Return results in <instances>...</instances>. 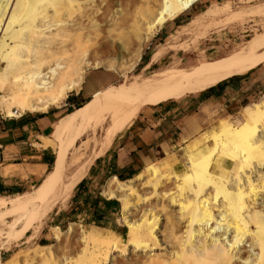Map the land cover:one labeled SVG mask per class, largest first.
Here are the masks:
<instances>
[{
	"label": "rangeland",
	"instance_id": "obj_1",
	"mask_svg": "<svg viewBox=\"0 0 264 264\" xmlns=\"http://www.w3.org/2000/svg\"><path fill=\"white\" fill-rule=\"evenodd\" d=\"M159 2L160 0H106L101 5V14L97 15L96 20L98 23L107 22V25L109 24L110 26L109 28L111 30L114 28L115 35L121 39L125 49L121 60L111 61L112 54L99 42L100 37L92 38L87 35L84 36V32L81 33L82 36L78 33L77 35L74 34L75 32H71L72 34H68V32L64 33L65 39H68L67 41L64 39L68 47L65 43L66 47L64 46V49H66L63 54H58L60 57H57L59 58V62L62 61V64L58 62L59 68H55L54 74L55 72H57L56 74H62L63 72L65 78L69 79L75 70L70 72L71 68L75 66V68H82L84 73L82 74L80 88L74 93L77 95L75 103L92 100L96 96L104 95V93L116 86H129L134 82L151 79L164 70L186 68L195 62L199 64L210 63L212 60L220 59L222 56L228 55L242 47L256 35L264 33V14L261 11L251 16L240 12L243 10L245 12L249 8L264 6V0H201L193 4L187 11L177 15L176 19L175 17L170 19L166 25L152 33L145 41H142L144 33L149 24L152 23L156 15L155 12H157V8L160 6ZM223 5L224 7L221 8ZM149 10L151 12H148ZM211 11L217 12L211 14L213 13ZM100 15L101 17L104 16L102 18L105 19L102 20ZM233 15L237 16L234 17ZM238 16L239 20H237ZM233 17L234 20L232 19ZM241 17L246 19H241ZM67 34L71 38H68ZM71 42L72 46H74L73 42H77V44L81 43L77 50L74 48L76 52L78 51L77 53L74 52L75 50L73 51ZM137 42L140 46L136 44ZM84 43H87L85 44L86 47ZM80 46H84L86 51L82 50L83 48H80ZM136 46H139L138 52H136L138 48ZM105 48L106 50L104 51ZM158 50H160L161 56L154 63L148 65L147 69H144V66L149 63L151 55ZM78 53L81 56L84 53L86 56L83 55L81 58ZM66 55L69 57L65 59ZM71 59L74 63L73 65L71 64L72 66H68L70 62L67 61H71ZM82 60L84 62L88 61V64L82 63ZM60 64L62 67H60ZM0 66L3 67V65ZM64 67H67V69ZM230 78H236L235 80H237L233 92L224 93L223 95L218 94L203 102L200 106H198V103L201 101V96L206 99L204 95L208 94L206 91L198 94L181 92H159L154 94L142 107H139L131 122L120 133L113 136L108 146L101 151L99 147L107 139L106 133L109 126V123L102 117L104 111L101 112L98 109L92 114L91 118L83 121L78 126V131H81V134L76 137L74 136L72 144L67 149L69 150L68 155H71L82 141L89 140L90 149L84 158L88 166L86 171L66 196H64L65 201L50 199V205L48 204L50 207L47 205L48 210H44L43 205L46 202V197L44 196L38 201V205H30L31 207H36L34 210L29 211L32 213L30 218L26 214L15 219L0 220V264L13 259L16 261L18 259L23 260L25 252H33L37 249L46 250L47 248L49 249H47L49 253H44L41 264H66L68 261L72 262V264H86L92 256L96 258L98 264H142L141 261L145 260V263L149 257H152L153 261L156 258L155 261H158L160 264L161 262L162 264H178V261L176 263L174 259L175 263H173L171 258L174 248L170 246L169 240L172 238L176 239L179 235L180 238L178 237L177 241L185 243L187 242L185 238H188L187 236L189 238L193 237L194 232L191 230L189 235L186 234L188 228L184 227L185 222L180 216L179 207L177 208L178 204L169 199V193L174 192L176 189L181 193L183 190L184 193L182 191V194L185 195L188 192L187 195L189 197L190 184L192 187L196 185L195 180L193 181L191 176H189L191 172V159L194 161L202 160L209 153L213 146L210 142L211 138L218 133L221 123L241 125L245 122L242 114L243 108L249 105L252 106V104H260L264 101V62L259 63L246 74ZM220 86L221 82L213 88L214 90L215 88L219 89ZM15 93V86L11 82H6L5 84L0 82V113L3 116H10L12 111L16 110L21 114L22 118H25V116H29L28 114L31 113L20 111L18 103L12 97ZM187 103L191 105L188 107ZM146 104L156 106H145ZM63 106L65 107L64 101L59 108H49L48 112H60L59 110ZM158 106L175 108L170 116V120L167 119L169 123L173 122V125L170 123L169 128V134L172 139L162 143L158 148H154L152 161L139 170L132 178L121 180L116 178L119 182H125L133 179L139 173L144 175L138 182L131 183L130 187L133 193L129 191L122 194L124 197L120 196L128 206V213L126 212L125 216H123L119 208L121 206L120 203L115 199L108 200L103 195L107 182L113 177L108 175V168L110 166L107 163V160L110 161L112 158L110 157L111 152L107 151L105 153V151L112 144L113 140L123 136L135 127L141 129L149 128L150 122L156 115H153L152 111ZM70 109L71 111L74 110L72 107ZM40 114L35 113L33 115L38 116ZM62 115L61 112L56 114L52 119L53 122L50 127L41 134L42 137L53 144L58 142L57 137L54 135V125L60 120ZM69 115L62 119H67ZM30 142L33 143L34 150L25 154L31 155V158L17 159L15 162L17 166L8 167L9 171H12V177L4 179L7 182L19 184L22 192L16 195H0L1 197H15L33 193L47 173H50L57 166H59V169L56 171L53 185H56L60 180L59 171L63 169L61 165L64 159L59 160V157L56 158L54 149H50L52 158L53 152L55 154L52 166L43 167V174L40 175L30 172V170H35V165L39 163L35 158L38 151L35 150L42 149L37 146V144L40 145L41 143L40 137L36 139L31 138ZM22 147L25 150L27 149L25 152H28L29 146L25 145ZM230 161L229 158L216 155L213 158L211 171L213 174L229 180L230 171H235L237 167L236 163L232 165ZM252 161L254 162H250L249 164L250 170L257 169L256 171L258 172L264 171V165H261V161ZM149 165L154 167L156 174L146 170V167ZM244 170V172H249L248 168H244ZM46 171L47 173L44 175ZM76 172L77 170L67 165L62 183L65 184ZM187 175L189 176V180ZM83 180L85 181L84 188L72 200L77 184ZM187 181L188 184L191 182L188 190L185 188V186H188ZM155 182L158 184L157 188L151 186ZM160 183L161 186H159ZM231 183L232 181L229 183L230 186H232ZM209 194L211 195L210 192ZM260 198H264V194H259L258 198L260 209H264V204H262L264 203V199ZM101 199L116 201L119 207L116 211L108 212L103 219V225L96 227L92 224L89 213L94 209L93 206H96V204L97 207L95 209L100 210V207H102ZM70 210H74L77 213L74 215L68 214ZM145 219L148 222L154 220L152 223H155L154 230L157 240L154 243L149 241L147 244H144L145 247H142L139 240L135 239L136 236L129 231V226L132 225L134 228V226L139 225ZM127 223L129 224L127 225ZM56 231L58 232L56 233ZM89 233H92V235L100 234L102 236L107 233L115 234L117 238L114 241L116 242L114 249L106 253L104 246H97L83 239ZM229 236L231 237V235ZM230 237H228V240L231 239ZM85 242L88 246L86 247L87 249L85 248ZM242 244H244L243 248L248 251L249 249L246 247L248 243ZM138 259L140 261H137ZM218 262L221 264L220 261Z\"/></svg>",
	"mask_w": 264,
	"mask_h": 264
},
{
	"label": "bare ground",
	"instance_id": "obj_2",
	"mask_svg": "<svg viewBox=\"0 0 264 264\" xmlns=\"http://www.w3.org/2000/svg\"><path fill=\"white\" fill-rule=\"evenodd\" d=\"M105 1L0 0V65H3V67L0 66V82L3 84L11 82L15 86L16 93L12 97L18 103L21 112L46 113L49 108H59L68 94L79 90L82 74L84 73L82 68L73 66L74 68H71L70 72L75 70L69 79L65 78L62 72L63 68L61 69L62 74H56L57 72H55L56 75L54 74L55 68H59V63L62 62H59L58 57L66 49H64L65 43L67 46L66 41L68 39H65L64 33L75 32L74 34L77 35V33L84 32V36L100 37L99 42L112 54L111 61L122 59L125 49L121 39L115 35L114 28L111 30L107 22H105L106 24L103 22L98 23L96 20L97 15L101 12L100 7ZM198 1L201 0H160V6L157 5L158 10L155 12L156 15L152 23L150 22L151 24H149L147 30L145 27L146 32L144 31L142 41H145L152 33L166 25L170 19L174 17L176 19L177 15L190 9ZM260 11L264 14V6L249 8L245 12L244 10L240 12L251 16L257 12L260 13ZM215 12L211 14H215ZM233 16L236 17L237 15ZM102 17L100 15V18ZM237 18L239 20V16ZM243 18L241 17V19ZM68 34L67 37L71 38ZM138 42L140 43V41ZM138 42L137 45H139ZM87 43H84L85 47ZM76 44L77 42H73L74 47L71 42L73 51L74 48L77 50L81 43L77 46ZM84 46H80V48L86 51ZM139 46H136L138 47L136 52H138ZM58 54L60 55L58 56ZM79 56L81 55L79 54ZM160 56V50L154 52L144 69H147L148 65L154 63ZM68 57L66 55L65 59ZM67 62H70L68 66H72L74 63L72 59ZM261 62H264V33L256 35L242 47L222 56L220 59L212 60L210 63L199 64L195 62L186 68L164 70L151 79L134 82L129 86L113 87L104 95L101 94L89 100L70 114L67 119L59 123L54 131V135L58 139L56 144L41 138L42 148L51 147L55 150L56 158L59 157V160L64 159L61 165L63 169L59 171L61 178L58 183L53 185L59 166L47 173L33 193L15 197H0V220L15 219L26 214L30 218L32 213L29 211L36 208L31 206L38 205V201L44 196L46 197L45 205H43L44 210H48L50 199L62 201L65 199L64 196L88 167L84 158L89 152L90 142L88 139L82 141L71 155H68L69 150L67 147L72 144L74 136L81 134V131H78V126L83 121L91 118L92 114L98 109L101 112L104 111L102 117L109 123L106 133L107 139L99 147L101 151L108 146L113 136L120 133L131 122L139 107H142L154 94L159 92L202 93L230 77L248 73ZM84 63L88 64V61ZM262 102L243 108L242 114L245 122L241 125L221 123L218 133L211 138L210 142L213 146L209 153L202 160L194 161L191 159L189 176L193 181L195 180L196 185L194 184L195 186L192 187L189 181L190 187L187 181L188 186H185L187 190L189 187L191 188L189 192L191 200L187 195L188 192L185 193L186 196L182 194L183 190L181 193L177 189L169 193V199L178 204L177 208L179 207L180 216L185 222L184 227L188 228L186 234L189 235L191 230L194 232V236L191 234L194 239L190 236L193 241L189 236L185 238V241H187H184L185 243H182V240V242L177 241L179 235L176 239L169 240L171 244L169 245L174 248V252L171 251V258L176 263L178 261V264H205L206 262L207 264H215V262L219 264L218 261H220L221 264H264V209H260L258 203L259 194H264V171L258 172L257 169L250 170L249 168L250 162H254L252 160L261 161V165H264V103ZM216 155L229 158L232 165L237 164L235 171H230L231 175L228 174L230 175L229 180L215 175L211 171L213 158ZM67 165L77 170V172L64 184L62 181ZM244 168H248L249 172H244L246 170ZM9 170H4L5 177L11 174L12 171ZM146 170L156 174V170L150 165L146 167ZM143 177L144 175L139 173L133 179L125 182H119L115 177H112L107 182L103 195L108 200H117L121 205L119 207L120 211L125 216L128 206L120 196L131 191V183H136ZM230 181H232V186L229 184ZM157 185V182H155L151 186L157 188ZM159 186H161V183ZM124 221L126 222V220ZM149 222L145 219L134 228L132 225L129 226V231L136 236L135 239L139 240L142 247H145L144 244L149 241L154 243L157 240L154 230L155 223ZM227 236L231 239L228 240ZM116 238L115 234L111 233L103 236L89 233L83 239L97 246H104L107 253L109 250L114 249ZM188 239L191 241H188ZM244 241L248 243V246H246L249 249L248 251L243 248L244 244L242 243H245ZM86 247H88L87 244ZM47 249L25 252L23 260L18 259L16 261L13 259L1 264H41L44 253H49V249ZM250 252L253 253H251L253 257ZM151 258H147V263H144V259L141 263L160 264L155 261L156 258H154V261ZM174 260L173 263H175ZM66 264H72V262L68 261ZM86 264H98V261L92 256Z\"/></svg>",
	"mask_w": 264,
	"mask_h": 264
},
{
	"label": "crops",
	"instance_id": "obj_3",
	"mask_svg": "<svg viewBox=\"0 0 264 264\" xmlns=\"http://www.w3.org/2000/svg\"><path fill=\"white\" fill-rule=\"evenodd\" d=\"M235 79L236 78H230L225 80L223 83L221 82L219 89L215 88L214 90V88H212L210 94H204L206 99L201 96V101L198 103V106H200V104L203 102L213 98L214 96H217L218 94L223 95L224 93L227 94L233 92L234 85H236L237 81ZM68 96L71 97V99H75L77 95L70 93ZM186 105L189 107L191 104L187 103ZM145 106L156 105L146 104ZM174 110L175 108H171L170 106H158L152 111V114L156 115L150 122L151 124L149 128L141 129L135 127L123 136L113 140L112 144H110L109 148L105 151V153L107 151L111 152L110 157H112L110 161L107 160V163L110 166L108 168V175H110V177L113 176L117 178L118 176L121 179L132 178L139 170L143 169L152 161L154 148L156 149L162 143L172 139L169 134V128L170 123L173 125V122L169 123L167 119L170 120V116ZM73 111L62 115L60 120L55 123L54 131L57 129L59 123L63 120L62 118L71 114ZM58 113L60 112L47 111L45 114H40L38 116L28 114L29 116H25V118L20 116L18 119L0 117V186L10 189L12 192L10 195H16L22 192V190L19 188V184H13L10 181L7 182L4 180L6 178L8 179L12 177L11 174H9L8 177H5L3 174L4 170L8 169V167L17 166L15 163L17 159H24L27 157L31 158V155L25 154L34 150L33 143L30 142V139H36L39 137L40 139L44 138L41 135L42 132L50 127L53 122L52 119ZM188 120L190 121V119ZM25 145L27 147L29 146L28 152H25L27 149L25 150L22 147ZM37 145L39 146V144ZM41 145L42 143L39 147H41ZM50 149L52 148L46 147L42 148L41 150H35L38 151L35 155V158L39 163L35 165V170H30L32 174H43V167L48 166V162L52 157ZM53 157L55 158L54 152ZM47 171L44 173V175L47 173ZM19 190L20 192L17 193Z\"/></svg>",
	"mask_w": 264,
	"mask_h": 264
},
{
	"label": "trees",
	"instance_id": "obj_4",
	"mask_svg": "<svg viewBox=\"0 0 264 264\" xmlns=\"http://www.w3.org/2000/svg\"><path fill=\"white\" fill-rule=\"evenodd\" d=\"M235 77H237V76H235ZM206 92L208 94H210L211 93V88L207 89ZM88 101L85 100V101H81L79 103H75V99H71V97L67 96V98L65 99V107L60 108L59 111L63 115L67 114V113H69L71 111L70 107H72L75 110V109L83 106L84 104H86V102H88ZM53 162H54V157L53 158L51 157L50 161L48 162V166L53 164ZM117 179L121 180V178L118 177V176H117ZM127 179H129V178H127ZM84 185H85V181L84 180L81 181L79 184H77L76 191H75V194H74L72 200H74L77 197V195L80 193V190L84 188ZM18 192H20V190L17 191V193ZM10 193H12L10 189H6V188H3L2 186H0V195H10ZM101 204H102V207H100V210H96L95 209V207H97V204H96V206H93L94 209L91 210V212L89 213L90 218H91V222L96 227H100V226L103 225V219L106 217L108 212L116 211V210H118V207H119V204L116 201H108V200L101 199ZM76 213L77 212H75L74 210H70L68 212V214H71V215H74Z\"/></svg>",
	"mask_w": 264,
	"mask_h": 264
},
{
	"label": "built area",
	"instance_id": "obj_5",
	"mask_svg": "<svg viewBox=\"0 0 264 264\" xmlns=\"http://www.w3.org/2000/svg\"><path fill=\"white\" fill-rule=\"evenodd\" d=\"M21 115L20 113H18L16 110H13L12 113H11V116H6V115H0V117H4V118H13V119H16V118H19Z\"/></svg>",
	"mask_w": 264,
	"mask_h": 264
}]
</instances>
